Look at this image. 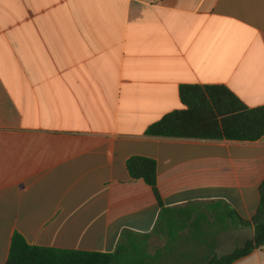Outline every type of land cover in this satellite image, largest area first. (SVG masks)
Wrapping results in <instances>:
<instances>
[{
    "label": "crops",
    "instance_id": "1",
    "mask_svg": "<svg viewBox=\"0 0 264 264\" xmlns=\"http://www.w3.org/2000/svg\"><path fill=\"white\" fill-rule=\"evenodd\" d=\"M182 85L264 106V0H0V264L32 246L113 252L160 205L132 157L153 159L166 207L223 200L250 220L257 141L156 137ZM233 264H264V247Z\"/></svg>",
    "mask_w": 264,
    "mask_h": 264
},
{
    "label": "trees",
    "instance_id": "2",
    "mask_svg": "<svg viewBox=\"0 0 264 264\" xmlns=\"http://www.w3.org/2000/svg\"><path fill=\"white\" fill-rule=\"evenodd\" d=\"M185 109L166 114L151 124L146 134L156 137L257 141L264 135V106L250 108L222 85H182ZM127 170L143 179L159 202L160 212L150 233L123 230L113 252H89L29 245L15 233L7 264H182L198 259L203 247L207 264H233L264 247V180L259 187V207L250 220L242 218L223 200L191 202L166 207L157 189V165L153 159L132 157ZM230 226L253 228L254 235L232 252H214L218 236ZM163 241L151 250V240Z\"/></svg>",
    "mask_w": 264,
    "mask_h": 264
},
{
    "label": "rangeland",
    "instance_id": "3",
    "mask_svg": "<svg viewBox=\"0 0 264 264\" xmlns=\"http://www.w3.org/2000/svg\"><path fill=\"white\" fill-rule=\"evenodd\" d=\"M254 235L253 228H241L237 226H230L226 231L222 232L218 238L214 252L218 255H224L232 252L235 248L240 247L243 243L251 239ZM163 244L162 240L153 238L151 240V250L160 247ZM198 259L189 258L182 264H207L205 254L210 253L209 249L203 247L201 249Z\"/></svg>",
    "mask_w": 264,
    "mask_h": 264
}]
</instances>
